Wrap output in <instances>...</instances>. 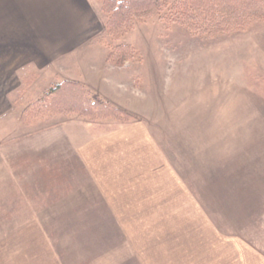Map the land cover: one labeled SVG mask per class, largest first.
Returning <instances> with one entry per match:
<instances>
[{
	"label": "rangeland",
	"instance_id": "obj_1",
	"mask_svg": "<svg viewBox=\"0 0 264 264\" xmlns=\"http://www.w3.org/2000/svg\"><path fill=\"white\" fill-rule=\"evenodd\" d=\"M67 1L64 28L74 30L76 20L96 11L100 30L81 51L89 62L91 55L106 58L100 89L81 84L128 116L91 119L59 112L28 122L24 109L14 107L2 117L0 236L40 210L62 264L84 262L81 253L88 264H264V20L206 35L173 22L165 11L110 40L99 0H85L90 8L82 0L69 8ZM70 34L64 31V38ZM120 44L133 46L134 58L109 62L112 46ZM62 64L52 75H34L31 103L64 81L63 74L84 79L88 72L64 71ZM105 86L119 104L104 96ZM56 133L76 140L60 142L67 155L43 156L54 147L47 137ZM103 139L104 156L98 150ZM123 145L124 151L117 148ZM131 148H137V163L126 172L118 167L117 179L108 167L110 176L89 171L98 163L97 152L105 162ZM168 173L176 184H157ZM148 175L162 178L146 183ZM76 197L84 204L72 203ZM92 217L106 218V231L113 233L72 238Z\"/></svg>",
	"mask_w": 264,
	"mask_h": 264
},
{
	"label": "crops",
	"instance_id": "obj_2",
	"mask_svg": "<svg viewBox=\"0 0 264 264\" xmlns=\"http://www.w3.org/2000/svg\"><path fill=\"white\" fill-rule=\"evenodd\" d=\"M82 1L84 6L87 5L90 8V5L84 3L85 0ZM67 3L70 8V5L74 6V3L79 5L81 2L78 0H68ZM64 12V0H0V119L2 117L6 119L14 107L19 110L24 109L32 102V99L28 95L32 90V84L27 89L21 88V83L26 77L31 75L43 77L49 73L52 75V72L58 71L61 68L62 63L66 68L64 71H73L72 69L76 68L88 71L83 75L84 79H80L71 73L67 75L63 74L64 80L78 81L92 88L100 89L103 82L102 77H100V69H103V66H105V69L107 68V64L105 63L106 58L105 56L103 57V54H101L102 58L91 55L89 59L91 58L93 61L89 62L86 61L88 60L87 54L81 51L83 46H86L93 39L95 40L96 27L100 28L98 14L93 10V14H89V18L82 21L79 19L75 21L76 18L74 17L70 18L71 22L75 21L76 23L78 21L77 25H71L74 28V30H71V27L64 28L66 23ZM96 20L99 23L98 25L96 24ZM64 31L71 32L68 39L64 38ZM67 62H75V64H67ZM102 90L107 99L114 103H120L119 96L112 93L114 92L113 89L105 86ZM106 93L115 96L114 99ZM117 132H115L117 135L115 133L111 135L119 136L120 133ZM52 136L47 138L54 144V147L51 145L53 148L43 150L41 152L43 156L50 155L48 157H56L59 152L67 155L66 151L59 149L60 142L76 140V136L71 134H63L62 137L60 133H56L55 136L53 134ZM78 137H82V135H78ZM78 140L79 138H77ZM104 144V139L98 143V150H101L103 156L105 151H107V145L104 147ZM117 148H120L122 151L126 149L124 145ZM136 149L125 150V154L119 160L109 159L108 161L106 159L105 162H103L101 155L97 152L95 157L99 155L100 158H95V161H98V163L90 164L92 170L89 167V171L95 175L103 172L110 176L105 168L108 167L110 172L113 173V177L116 178L117 174L114 172L119 171L118 167H124L121 172H126L129 164L137 163L138 156ZM110 158L112 157L110 156ZM81 161L87 167L88 162H86L85 158L82 159V156ZM113 163H116V166ZM163 175V178L148 175L146 183L155 182L159 178H162L157 184H162L163 181L168 183L172 181L176 184L175 180H173V173ZM73 176H75L74 173ZM93 181L95 182L94 179ZM67 182L72 184L71 181L67 180ZM91 183L92 181L85 184ZM74 184H79V182L76 183L75 181ZM81 200L82 197H76L72 203L84 204V200ZM39 213H43V211L40 212L39 210ZM39 213L35 212L34 217L28 219L20 226L10 229L7 233L6 231L3 232L4 234L0 236V264H62L58 247L47 237V227L42 214L40 215ZM201 216L203 217V215ZM107 226L109 227L106 218L92 217L87 220L83 227L79 228L78 232H75L71 236L77 240H82L83 238H89L96 233H100V230L107 232ZM208 230L209 228H206L205 234L207 236ZM107 233L113 232L109 228ZM101 239L103 238L101 237ZM81 254H83L85 260L84 262H80V264H88L90 261H87L86 254ZM130 259H132V256H130ZM94 264L100 263L95 261Z\"/></svg>",
	"mask_w": 264,
	"mask_h": 264
},
{
	"label": "trees",
	"instance_id": "obj_3",
	"mask_svg": "<svg viewBox=\"0 0 264 264\" xmlns=\"http://www.w3.org/2000/svg\"><path fill=\"white\" fill-rule=\"evenodd\" d=\"M104 32L110 40H119L136 24H143L169 14L197 34L216 35L244 29L254 20H264V0H176L169 5L163 0H99ZM136 51L129 44L112 46L107 60L123 64L132 60ZM34 75L21 83L27 89ZM76 113L84 118L128 116L108 102L95 97L81 82L64 80L50 85L49 90L23 110V118L31 122L35 117L52 113Z\"/></svg>",
	"mask_w": 264,
	"mask_h": 264
}]
</instances>
